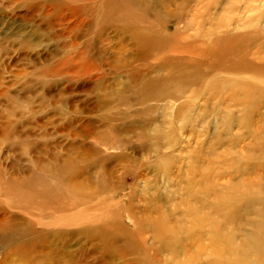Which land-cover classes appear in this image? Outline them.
I'll return each mask as SVG.
<instances>
[{
    "label": "rangeland",
    "instance_id": "rangeland-1",
    "mask_svg": "<svg viewBox=\"0 0 264 264\" xmlns=\"http://www.w3.org/2000/svg\"><path fill=\"white\" fill-rule=\"evenodd\" d=\"M179 14L194 23L209 19L215 24L221 19L233 32L243 20H259L264 25V0H145L136 4L129 0H0L1 220L20 216L40 223L36 225L42 230L75 231L85 223L102 224L115 212V225L120 223L115 235L123 240L132 229L124 208L131 202L135 214L147 215L146 200L155 189L167 186V178L156 172L164 155L172 153L173 167L185 174L194 164L191 152L197 141L206 143L205 152L217 140L226 143V135L242 137L241 143L232 146L235 150H245L253 142L245 135V125L235 121L240 109L230 108L237 117L230 126L221 111L203 113L204 98L209 96L200 94L198 87L183 93L193 101L190 117L194 123L177 117L180 103L172 95L160 97V88L141 89L149 78L162 76V72L152 73L162 55L200 59L206 45H190L189 38H200L204 31L196 24L185 30V24L178 23ZM176 28L180 30L177 36ZM164 36L174 38L172 45L165 44ZM142 39L156 40V55ZM261 42L247 40L238 54L253 58L262 50ZM227 56L220 57L224 64L229 62ZM252 78L264 83V75ZM222 98L229 105V97ZM258 113L264 115V108ZM155 125L161 129L157 137L150 135ZM253 128L264 141V126ZM165 138L176 140V145L166 149L170 141ZM156 147L163 148L160 157L152 151ZM260 174L264 177L263 171ZM182 176L173 173L172 192L183 186ZM74 177L84 185L70 188L71 192L67 184ZM27 193L35 198L31 200ZM145 236L150 244L151 234ZM70 245L72 260H62V264H130L134 257L121 242L115 243V257L107 256L105 246L95 247L92 241L76 238ZM136 255L140 258L143 253Z\"/></svg>",
    "mask_w": 264,
    "mask_h": 264
},
{
    "label": "bare ground",
    "instance_id": "bare-ground-1",
    "mask_svg": "<svg viewBox=\"0 0 264 264\" xmlns=\"http://www.w3.org/2000/svg\"><path fill=\"white\" fill-rule=\"evenodd\" d=\"M129 1L136 4L145 0ZM178 17L180 19L178 23L181 25L184 23L185 30L196 24L198 29L204 31L200 38H189L190 45H195L196 42L206 45L202 53H199L200 59H185L177 55L166 58L162 55L158 59L156 70H152V73L162 72V76L146 79L141 89L160 88V97L169 98L172 95L170 98L180 103L177 107V117L183 122L194 123L195 120H191L190 117L193 101L184 98L183 93L191 87H198L200 94L209 96L204 98L202 105L204 108L201 109L203 113H207L209 109L213 113L223 112L229 119V126L235 121L238 125H245V135L251 137L253 142L245 146V150L242 148L235 150L232 146L241 143L242 137L232 138L226 135L224 137L226 143L220 142L221 139L217 140L216 144H208V152H205L206 143L197 141L195 150L191 152L194 164L188 167L185 174L180 172L179 167H173L172 153L164 155L156 164V168H159L156 172L167 178V186L163 190L155 189V193L146 200L147 215L142 217L135 214L131 202L124 208L132 229L127 230L123 240L115 235V230L120 224L115 225V212L102 224L97 225L96 221H90L91 223H85V227L75 231L42 230L36 225L40 223L34 224L20 216H14L7 222L0 219V264H62V260L69 262L72 260L70 242L76 238L83 243L95 242V247L105 246L107 256L111 257H115V243L121 242L126 251L132 250L130 253L134 257L130 264H264V177L260 174L261 171L264 173V141L262 134L253 128L256 124L264 126V115L258 113L259 109L264 108V83L253 81L255 79L252 78L264 75V25L259 20H243L237 24L235 31L230 32L221 19L211 24L209 19L194 23L183 14H179ZM179 31L176 28L174 34L177 36ZM257 38L262 40L260 46L262 50L252 55L253 58L238 54L244 42L255 41ZM164 40L165 44H171L174 38L172 40L171 37L164 36ZM142 41L145 42L148 51L154 52L155 47L158 46L156 40L142 39ZM223 55H228V64L220 60ZM206 80L208 82L203 86L202 82ZM171 90L176 92L171 94L169 92ZM144 92L145 96L147 92ZM152 92L155 94V91ZM224 95L231 100L229 105L225 102L226 99L222 98ZM156 98L158 99V96ZM210 102L212 105L208 106ZM230 108L241 110L239 118L233 115ZM160 130L159 126L155 125L150 135L157 137L161 134ZM165 140L170 141L166 149L176 145L174 139L165 138ZM152 151L160 157L163 148L156 147ZM173 173H177L178 176L183 175L184 180L183 186L175 192H172L170 185L173 181ZM190 175L192 178L189 177ZM83 185V180L76 177L67 184L69 188L67 190L81 188ZM33 193H27L30 199ZM95 195L92 193L90 196L94 198ZM93 208L95 211L99 209ZM146 234L152 236L153 241L150 244L147 242ZM77 245L79 246L80 243ZM140 251L143 256L139 258L136 254ZM161 254L162 258H160Z\"/></svg>",
    "mask_w": 264,
    "mask_h": 264
}]
</instances>
